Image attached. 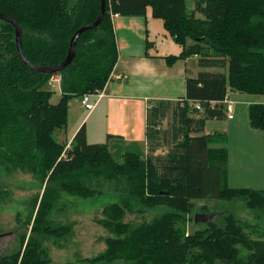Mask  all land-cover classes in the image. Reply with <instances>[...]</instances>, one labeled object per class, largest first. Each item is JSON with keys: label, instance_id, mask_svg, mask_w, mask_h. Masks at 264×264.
Listing matches in <instances>:
<instances>
[{"label": "trees", "instance_id": "16d2710c", "mask_svg": "<svg viewBox=\"0 0 264 264\" xmlns=\"http://www.w3.org/2000/svg\"><path fill=\"white\" fill-rule=\"evenodd\" d=\"M100 6V0H0V13L22 28L25 58L54 67L65 60L75 32L97 20ZM148 8L182 47L169 62L198 57L208 71L187 79L180 102L149 109L147 155L125 153L117 162L108 143L88 142L84 127L66 149L55 132L68 126L70 100L105 88L117 63L111 14L143 17ZM60 74L62 98L54 105L51 74L22 62L14 26L0 20V167L46 184L41 199L33 200L36 216L26 222L30 236H20L19 248L0 264H51L44 242L70 234L68 226L49 219L62 194L92 199L106 191L119 201L107 205L97 222L113 236L91 264H264V232L252 238L254 231L247 233L232 214L221 225L209 220L195 232L184 229L195 202L207 198L242 199L256 219L264 216V191L230 187L229 151L212 147L213 137L205 134L208 120L226 118L222 103L229 90L264 96V0H195L191 10L188 0H106L104 20L80 36L76 57ZM170 113V128L162 131ZM249 115L251 126L264 131V103L251 104ZM161 144L167 153L156 156ZM6 196L0 182V202ZM160 206L172 211L149 222H126L127 215L144 217Z\"/></svg>", "mask_w": 264, "mask_h": 264}, {"label": "crops", "instance_id": "0c3cea01", "mask_svg": "<svg viewBox=\"0 0 264 264\" xmlns=\"http://www.w3.org/2000/svg\"><path fill=\"white\" fill-rule=\"evenodd\" d=\"M113 31L118 49V60L106 85V97L96 108L89 112L81 103V97H74L69 103V121L72 136L63 138L71 143L82 128L85 129L89 143H108L111 155L120 154L123 160L125 153L147 155L149 143L147 138V116L149 109L155 104L165 102L173 104L186 97L187 79L197 78L203 71L198 63V57L175 59L169 62V57H179L182 47L177 44L164 27V22L153 16V10L147 9L143 17L116 16L112 20ZM211 71H215L211 69ZM49 87V86H48ZM61 91V87H59ZM250 97L253 96L248 95ZM62 93L52 95L51 103L60 102ZM250 102V101H249ZM264 103V102H258ZM254 104V103H249ZM256 104V103H255ZM84 111L87 112L84 115ZM82 112V113H80ZM200 114H202L200 112ZM200 118V115H196ZM228 119L230 123L235 122ZM205 126V134L212 136V143L217 134L209 129L211 122ZM234 124L229 126V130ZM237 126L233 129L237 130ZM255 131H260L256 130ZM66 134H64L65 136ZM63 136V137H64ZM160 149L167 146L161 144ZM250 148V147H249ZM159 150L155 153L160 156ZM251 160L261 163V156H251ZM250 162L246 147L235 157V164L228 162V182L230 187L250 188L264 191V175H260V167ZM238 165V166H237ZM234 186V187H233Z\"/></svg>", "mask_w": 264, "mask_h": 264}, {"label": "rangeland", "instance_id": "374dc122", "mask_svg": "<svg viewBox=\"0 0 264 264\" xmlns=\"http://www.w3.org/2000/svg\"><path fill=\"white\" fill-rule=\"evenodd\" d=\"M188 7L190 10L194 9L195 0H188ZM197 16L202 17L200 14H197ZM48 89L54 95L61 93L59 86H50ZM228 96L235 106L236 120L230 123L226 117L223 120L209 124L208 127L212 129V133L217 134L211 146L227 148L230 153V165L236 163L235 157L242 152L243 145L247 149L250 162L252 161L250 149L253 159L254 155L261 156L264 159V131H255L251 126L249 117L251 105L249 103L264 102V96L254 99V97L245 94L233 93L231 90L228 91ZM200 112L202 113L203 110ZM86 114L87 112L84 111V115ZM171 114L165 118L162 131L170 128ZM230 124L237 126V130L233 129L234 126L229 130ZM65 130H57L55 137L59 142L67 144L66 149H69L70 143H66L63 138L70 139L72 136L70 125L68 130ZM64 134L66 135L64 136ZM158 150L163 153L161 156L167 153L166 149L158 148ZM112 157L117 162H122L120 154H114ZM252 162L254 165L256 164L255 167L257 168L262 165L261 163ZM259 173L261 176L264 175V168L260 167ZM0 182L7 193L4 201L0 202V236H3L0 239L1 258L3 255L13 253L19 248L20 236H30V228L27 229L26 222L31 215L36 216L37 209L33 207V200L37 196L41 199L46 184H42L29 173L18 171L7 174L2 167H0ZM118 201V196L112 191H106L103 195L92 199L62 194V199L51 212L49 219L59 226H68L70 234L67 239L48 238L44 242L51 264H91L88 260L103 254L107 248V238L113 235L101 226L97 220L102 218V211L107 205ZM195 204V211L188 216L184 224V229L188 233L204 228L203 223L209 220L221 225L223 216L228 214H232L240 223L244 224L247 227L245 229L247 233L251 234V231H254V234H251L252 238H260L257 236L258 230L261 233L264 232V216L256 219L254 212L247 208L242 199L216 201L207 198L198 200ZM171 211L172 209L168 206H160L147 210L144 217L127 215L126 222H149L155 217ZM114 264L125 263L115 262Z\"/></svg>", "mask_w": 264, "mask_h": 264}, {"label": "water", "instance_id": "95a60500", "mask_svg": "<svg viewBox=\"0 0 264 264\" xmlns=\"http://www.w3.org/2000/svg\"><path fill=\"white\" fill-rule=\"evenodd\" d=\"M100 2H101V6H100V12H99L97 20L93 24H91L89 26H84L75 32L74 36L71 39L69 51H68V54H67L65 60L60 65L54 66V67H41V66H37V65L33 64L32 62L28 61L25 58L24 53H23V49H22L23 30L20 27V25L17 22H15L14 20H11L10 18L4 16L1 13H0V20L14 26V28H15V42H16V46H17V51H18L20 59L22 60V62L27 67L31 68L32 71L40 73V74L60 73L65 68H67L69 65H71L74 58L76 57V44H77V41L80 38V36L87 31L96 29L104 20L105 13H106V0H100ZM2 237L3 236H0V239Z\"/></svg>", "mask_w": 264, "mask_h": 264}, {"label": "built area", "instance_id": "2783aa9c", "mask_svg": "<svg viewBox=\"0 0 264 264\" xmlns=\"http://www.w3.org/2000/svg\"><path fill=\"white\" fill-rule=\"evenodd\" d=\"M118 16L117 14H111V20H113L114 17ZM61 83H62V76L60 73H53L50 76L49 82H48V86H52V87H56L59 86L61 87ZM106 91V86L105 88H103L102 90L96 91L93 94H84L81 96V103L82 105L89 111L92 112L97 104L106 97L105 94ZM225 107V113H226V117L227 119H233L234 118V114H235V106L234 104L230 101V97L226 96L225 100L222 103ZM195 109L197 111H201L203 110L202 105L200 103H196L195 104ZM70 147V146H69ZM68 147V148H69Z\"/></svg>", "mask_w": 264, "mask_h": 264}, {"label": "flooded vegetation", "instance_id": "af4514ba", "mask_svg": "<svg viewBox=\"0 0 264 264\" xmlns=\"http://www.w3.org/2000/svg\"><path fill=\"white\" fill-rule=\"evenodd\" d=\"M2 236V235H1Z\"/></svg>", "mask_w": 264, "mask_h": 264}]
</instances>
